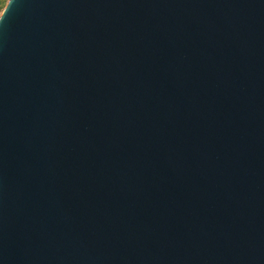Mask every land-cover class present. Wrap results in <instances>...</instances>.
Instances as JSON below:
<instances>
[{
	"label": "water",
	"instance_id": "95a60500",
	"mask_svg": "<svg viewBox=\"0 0 264 264\" xmlns=\"http://www.w3.org/2000/svg\"><path fill=\"white\" fill-rule=\"evenodd\" d=\"M0 264H264V0H8Z\"/></svg>",
	"mask_w": 264,
	"mask_h": 264
},
{
	"label": "rangeland",
	"instance_id": "374dc122",
	"mask_svg": "<svg viewBox=\"0 0 264 264\" xmlns=\"http://www.w3.org/2000/svg\"><path fill=\"white\" fill-rule=\"evenodd\" d=\"M8 0H0V13Z\"/></svg>",
	"mask_w": 264,
	"mask_h": 264
}]
</instances>
